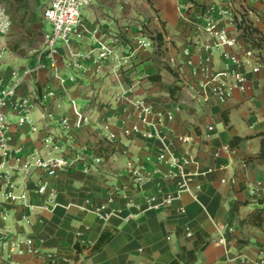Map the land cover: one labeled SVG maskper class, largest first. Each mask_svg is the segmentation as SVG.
I'll list each match as a JSON object with an SVG mask.
<instances>
[{"label":"crops","instance_id":"obj_1","mask_svg":"<svg viewBox=\"0 0 264 264\" xmlns=\"http://www.w3.org/2000/svg\"><path fill=\"white\" fill-rule=\"evenodd\" d=\"M263 1L92 0L83 12L89 34L81 47H91L93 35L107 43L121 41L116 56L96 66L68 57L64 49L55 57L45 51L48 0H29L26 28L12 10V0H0L10 23L9 32L0 37L3 82L12 85L19 79L18 97L42 98L59 119L69 117L73 124L90 120L89 126L69 133L52 127L71 156L81 155V162L59 175L55 204L41 209L44 198L32 192L30 200L37 209L21 211L29 216V223L13 212L1 223L8 231L2 241L16 243L18 248L11 252V244L0 246V264H171L195 250L199 232L209 245L196 253L195 260L181 264H264V213L261 227L244 223L257 208L264 209V162L258 160L264 134V71L253 74L256 63L250 60H243L244 68L234 65L223 55L228 52L230 57L231 51L220 48L217 36L206 31L212 21L215 31L234 38L237 29L231 4L260 9ZM158 34L165 58L154 55L153 39ZM141 35L152 42V49L138 48ZM164 63L173 73L163 68ZM238 71L247 77L245 89L234 88L225 101L194 103L186 97L185 87L178 100L169 95L172 86L187 82L198 87ZM157 75L161 81H151ZM51 91L54 97L47 95ZM80 97L92 98L93 117L76 104ZM142 104L153 108L149 126L139 125ZM224 113H228V124ZM105 116L111 121L104 137L115 136V152L94 165L97 145L105 140L97 139L96 132ZM37 117V112L31 115ZM11 121L15 147H40L37 140L44 134H32L28 126L18 130L15 116ZM44 126L39 124L41 129ZM136 126L139 134L129 133ZM182 136L189 137V143L176 145ZM234 137L250 139L231 149ZM172 152L191 160L187 168L191 191L176 193L165 178L169 166L160 164L158 157ZM128 157L148 172L138 190L127 171ZM248 159L254 162L246 164ZM114 192L118 198L110 202ZM169 196L171 202L158 210L149 205L153 197L160 204ZM105 230L115 232L114 239L92 255L91 248ZM27 239L38 255L20 253L27 248ZM77 243L87 248L79 262L75 260Z\"/></svg>","mask_w":264,"mask_h":264},{"label":"built area","instance_id":"obj_2","mask_svg":"<svg viewBox=\"0 0 264 264\" xmlns=\"http://www.w3.org/2000/svg\"><path fill=\"white\" fill-rule=\"evenodd\" d=\"M90 6H92V0H48L45 6L44 19L50 27V32L45 34L44 45L49 56L55 57L60 54L61 49H64L68 52V57L87 61L96 66L103 65L116 56V45L121 42L118 38L112 43H107L98 40L93 35V45L87 49L81 47H84L85 35L89 34L84 24L82 10ZM9 30L10 23L4 10L0 9V37L8 33ZM206 31L217 36L220 48L231 51L232 55L230 57L228 52H224L223 55L225 58H230L234 65L244 68L245 62L243 60H250L256 63V66L252 69L253 74L264 71V67L255 58L253 49L245 43L243 38H230L224 32L215 31V25L212 21L207 23ZM137 46L139 49L144 50L153 48L152 42L143 35L137 40ZM240 49H243V54L239 53ZM221 77L222 79L218 77L209 79L198 87L188 84L181 77V80L186 82L184 85L186 97L197 104H206L215 98L219 101H225L234 88L238 87L244 90L247 84V77L240 71L233 74L227 73ZM228 78L232 80L230 84L227 82ZM20 83L21 81L17 79L12 85H6L0 74V225L9 219L11 212L21 213V219L29 223V216L21 211L29 212L37 209L30 200L32 192L44 198L45 202L44 205H41V209H47L48 206L55 204L58 197L55 184L59 181V175L68 172L81 162V155L71 156L63 139L52 132V127H56L64 133H69L73 129L79 128V126L87 127L90 125V120L86 118L83 119V122L79 121L77 124H73V119L69 117L59 119L53 108L45 104L42 98L18 97L17 88ZM47 95L54 97L55 93L51 91ZM140 108L139 125L149 126L150 118L154 113L153 108L146 104H142ZM34 112L38 113L36 120L31 118ZM12 116L18 119L16 123L18 130L23 126H28L32 134H44L37 140L40 145L39 148L26 149L23 146H14ZM110 121L111 117L107 116L101 120L99 123L101 129L96 132V138H105L103 141L113 144L115 141L114 135L110 134L104 137V128L109 125ZM39 124L45 126L41 129ZM130 132L138 135L139 127L136 126ZM147 137L152 138V135H147ZM189 141V137L182 136L178 137L175 143L176 145H184ZM96 151L98 157L94 158L93 164L101 165L105 157L104 152L98 145ZM128 158L127 171L132 179L133 187L138 190L148 176V172L145 167L139 166L133 158ZM158 160L160 164L169 166L165 178L173 184L176 193L191 191L189 185L191 177L187 173L191 160L179 157L174 152L167 155L160 153ZM84 171L88 173L89 167L87 165H84ZM117 198L118 193L114 192L111 195L110 202ZM155 202H157V198L149 199V205H153L152 208L158 210L161 206L171 202V196L163 199L160 204ZM7 234L8 231L0 226V246L5 248L11 244V252H14L13 249L17 247L16 243L2 241L7 237ZM25 243L27 248L20 251L21 254H39L31 239H27ZM220 243L224 244L225 242L222 239Z\"/></svg>","mask_w":264,"mask_h":264},{"label":"trees","instance_id":"obj_3","mask_svg":"<svg viewBox=\"0 0 264 264\" xmlns=\"http://www.w3.org/2000/svg\"><path fill=\"white\" fill-rule=\"evenodd\" d=\"M6 1V0H3ZM29 0H12V4H11V8L13 11H15L16 13H18L21 17V24L24 28L25 27V18L26 15L29 12V7L28 4ZM155 41V47H157V51L156 54L159 55L160 53H162L160 50L162 49V43H163V39H162V35L158 34L154 39ZM169 72L173 73V70L168 67L165 66ZM151 81L153 82H160L161 78L159 75L152 77ZM182 87L179 85H175L172 86L170 88H168L169 91V95L171 97V99L173 100H178L181 92H182ZM228 113H224V117H225V122L228 124L229 123V118H228ZM262 138V142H261V152L259 155V161L264 162V134H262L260 136ZM250 138H240V137H234L230 143V147L231 149H236V148H240L246 141H248ZM98 146H100V149L104 152V156L107 157L109 152L111 151V153L115 152V148L114 145L105 141H100V143H98ZM112 147V148H111ZM250 162H254L253 159H248L245 161V163H250ZM264 213V209H259L257 208L249 217L247 220H245L244 223H249L252 225H255L257 227H261L263 224V218L262 215ZM115 237V232H111L109 230H105L102 235L100 236L98 242L94 245L93 248H91V254L95 255L100 253ZM197 237L198 240L195 243V250L193 251H186L185 252V256H181L178 257L176 260H174L171 264H181L182 262H191L193 260H195L196 258V253H198L199 251L204 250L208 245L209 242L204 240V235L203 233L199 232L197 233ZM239 244H243L242 241L238 242ZM75 250H76V262L80 261L81 256H83V253L85 250H87L86 247L81 248L80 245L77 243L75 245ZM128 264H135V263H128Z\"/></svg>","mask_w":264,"mask_h":264},{"label":"rangeland","instance_id":"obj_4","mask_svg":"<svg viewBox=\"0 0 264 264\" xmlns=\"http://www.w3.org/2000/svg\"><path fill=\"white\" fill-rule=\"evenodd\" d=\"M230 9L233 10L231 18L232 20L236 21L235 28L237 29V31H235L234 38H243L245 43L253 49L255 58L258 59L262 65H264V7L260 9H257L252 6L238 8L231 4ZM84 10L85 8L82 10V13L84 12ZM48 32H50V27L47 28V33ZM153 49L155 53L154 55H157V47H154ZM160 51L162 53L157 55L158 58H165L164 51L162 49ZM165 66L168 65L165 64ZM165 66L163 68L169 72V70ZM180 86L183 89L185 87L184 85ZM179 97H181V94ZM75 101L78 107L81 108L84 112H86L90 117H93L95 115V113L91 114V112L89 111V107H91L93 104L92 98L80 97L76 98ZM65 104L67 110L69 111L70 100L67 99L65 101ZM109 153H111V151Z\"/></svg>","mask_w":264,"mask_h":264}]
</instances>
